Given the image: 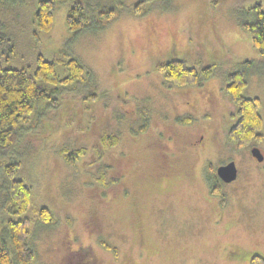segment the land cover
Listing matches in <instances>:
<instances>
[{
  "label": "rangeland",
  "instance_id": "1",
  "mask_svg": "<svg viewBox=\"0 0 264 264\" xmlns=\"http://www.w3.org/2000/svg\"><path fill=\"white\" fill-rule=\"evenodd\" d=\"M12 1L22 13L35 2ZM83 1L90 18L110 7L114 18L71 38L65 18L73 0H57L51 29L35 36L24 23L15 55L2 58L21 67L37 52L67 54L86 69L6 159L20 162L14 177H24L35 203L54 217L32 221L35 264H248L253 254L264 257V55L240 28L254 17L248 8L264 9V0H142L145 12L133 11L141 0ZM32 10L28 4L26 14ZM171 58L213 64V73L176 86L154 70ZM246 59L253 64L244 93L260 99L263 123L259 141L238 147L227 136L236 106L223 87ZM103 133L116 145L104 149ZM62 149L84 152L68 163ZM229 161L236 178L215 187L217 167ZM0 179L6 186L1 168Z\"/></svg>",
  "mask_w": 264,
  "mask_h": 264
},
{
  "label": "trees",
  "instance_id": "2",
  "mask_svg": "<svg viewBox=\"0 0 264 264\" xmlns=\"http://www.w3.org/2000/svg\"><path fill=\"white\" fill-rule=\"evenodd\" d=\"M56 1L28 2L33 5V10L28 16L25 11L28 4L22 13V8L17 2L0 0V168L7 179L6 186L0 179V192L5 197V200L4 197L2 199V207L6 214L0 221V230L5 226L3 229L8 233L6 239H1L0 264H35V249L30 243L32 221L51 224L54 220L49 208L35 203L32 185L22 176L14 177L20 169V162L6 159L19 154L18 143L22 134L36 127L48 109L58 108L61 91L74 86L76 81L83 80L86 73L78 58L67 54L46 58L37 52L32 64L21 67L9 66L2 62L3 55L6 60L15 55L19 35L25 32L24 23L33 25L35 36L39 31L51 29ZM142 2L141 0L142 6L140 2L134 5V12H145L149 8ZM248 11L252 12L254 17L241 20L240 28L249 34L252 46L264 55V9L261 3H255ZM114 16L115 8L110 7L98 9L95 17L90 18L84 1L73 0L67 11L65 24L72 34L71 38H75L84 31L93 32L106 26ZM21 18H25L23 24ZM7 52L10 55H6ZM252 64L248 59L238 63L236 68L227 74L223 87L224 94L236 106V111L231 114L235 122L229 127L227 136L229 141L238 147L246 146L251 140L261 139V101L258 97H250L244 93L247 74ZM59 66L63 68L62 74L58 72ZM213 68V64H189L184 58H171L154 65V70L160 72L166 81L179 87L200 84L211 76ZM117 142L112 134L103 133L101 136L104 149L116 145ZM83 152V149L61 150L68 163H72ZM215 185H219L218 180ZM27 211H32L33 217L26 215ZM103 244L110 249V245L105 242ZM248 264H264V257L253 254Z\"/></svg>",
  "mask_w": 264,
  "mask_h": 264
},
{
  "label": "water",
  "instance_id": "3",
  "mask_svg": "<svg viewBox=\"0 0 264 264\" xmlns=\"http://www.w3.org/2000/svg\"><path fill=\"white\" fill-rule=\"evenodd\" d=\"M252 154L258 160L263 158L260 149L256 146L252 147ZM216 174L224 182H230L234 180L237 176V168L234 161H229L226 164L219 165L216 169Z\"/></svg>",
  "mask_w": 264,
  "mask_h": 264
},
{
  "label": "flooded vegetation",
  "instance_id": "4",
  "mask_svg": "<svg viewBox=\"0 0 264 264\" xmlns=\"http://www.w3.org/2000/svg\"><path fill=\"white\" fill-rule=\"evenodd\" d=\"M217 175V174H216ZM220 179L219 176L217 175V180Z\"/></svg>",
  "mask_w": 264,
  "mask_h": 264
}]
</instances>
